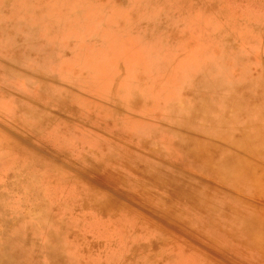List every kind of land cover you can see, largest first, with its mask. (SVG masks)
I'll return each instance as SVG.
<instances>
[{"label":"rangeland","instance_id":"374dc122","mask_svg":"<svg viewBox=\"0 0 264 264\" xmlns=\"http://www.w3.org/2000/svg\"><path fill=\"white\" fill-rule=\"evenodd\" d=\"M195 7L206 17L178 26L214 24L208 38L231 43L209 64L245 54L244 77L180 60L182 34L151 7L157 60H111L122 74L104 91L0 56V264H28L14 253L49 238L73 264H264V0ZM143 67L141 83L124 74Z\"/></svg>","mask_w":264,"mask_h":264},{"label":"bare ground","instance_id":"6f19581e","mask_svg":"<svg viewBox=\"0 0 264 264\" xmlns=\"http://www.w3.org/2000/svg\"><path fill=\"white\" fill-rule=\"evenodd\" d=\"M195 1L198 2L193 0L176 4L175 0H134L132 4L130 0H10V8L1 7L0 3V56L10 57L14 54L15 61L35 73L48 75L52 79H57L59 75L69 85L80 84L81 80H101L96 90L104 91L107 86L102 83L103 80L112 83L122 74L112 75L108 71L111 60L122 61L126 57L139 56L151 65L150 68L152 62L157 60L158 56L151 52L150 44L161 41V33L166 31L139 12L144 7H151L150 11L156 14H167L165 18L167 22L172 21L173 32L182 34L176 44L185 52V56H179L180 60H187L191 67L205 63L204 68L208 72L212 67V77L209 78L212 82L215 78L235 80L244 77L249 69L239 67L244 65L241 62L246 58L245 54L227 56L225 62L216 56L217 63L209 64L207 57L212 49L231 43L222 33L218 40L208 38L205 33L211 28L215 29L214 24L191 30L186 29V23L178 26L181 20L199 22L206 17L203 7H200V12L194 10H197ZM91 59L96 60L97 64H93ZM145 71L148 72L143 67L124 74L141 83L140 73ZM152 75V79L161 76ZM162 76L168 82L183 79L181 75L180 79L175 78L171 71ZM201 83L207 90L209 83ZM54 94L58 99L66 100V94L60 90H54ZM71 104L73 108L74 103ZM45 230L48 232L49 227L46 226ZM47 243L33 246L31 250L23 248L13 256L22 258V253L28 252V264H73L58 240L49 238Z\"/></svg>","mask_w":264,"mask_h":264}]
</instances>
